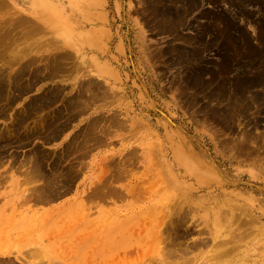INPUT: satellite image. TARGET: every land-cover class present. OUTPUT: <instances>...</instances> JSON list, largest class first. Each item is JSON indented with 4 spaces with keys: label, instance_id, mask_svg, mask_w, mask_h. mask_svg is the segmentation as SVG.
<instances>
[{
    "label": "rangeland",
    "instance_id": "obj_1",
    "mask_svg": "<svg viewBox=\"0 0 264 264\" xmlns=\"http://www.w3.org/2000/svg\"><path fill=\"white\" fill-rule=\"evenodd\" d=\"M3 2H6L5 6L8 8L4 7L3 11L0 7V28H3L2 31L0 30V37L7 32L9 34L8 29L12 31L10 35L13 34L12 27L15 23L12 22H15L14 18L19 14L28 18L30 25L39 24V27L42 25V29L38 30L42 32H32L33 34L29 33V35L24 30H20L16 35L19 40L15 37L12 39V43L18 42L9 45L12 49H0L3 51H1L3 56L0 57V71L5 68V77L21 75L25 80H34L35 76L39 78L37 74L40 78L47 76L45 80H42L43 78L37 80L31 86L33 88L36 85L33 90L31 88L32 92L29 90L24 92V95L21 94L16 104L9 107L6 118H0V130L9 132L10 140L18 143L16 135L11 131L14 115L20 113L22 106L31 102V99L36 101L37 97L47 94L58 86L60 92L54 93L58 95V100L56 98L55 103H51L53 106L45 110L49 114L52 110L61 109V106L65 109L68 102L78 93V89L80 90V85L84 82L89 83L90 79L100 82L104 87L102 90L108 89L106 90L108 96L104 92L106 97L103 95V98L92 102L86 113L78 114L64 132L57 134L58 137L55 138L56 134L51 132L53 127L50 125L46 128L48 131L50 128L49 132L42 130L43 136L40 131L38 136L30 139L31 142L29 140V144L6 148L4 165L0 169V260L2 262L14 259L16 264H23L19 259H27L25 247L31 242V238H27L26 235L28 237L36 235L34 236L36 240L45 241L54 238L55 234H50L51 232L48 231H40V234L34 232L33 235L32 231L26 228L30 222L49 224L58 222L56 224H72L71 234L74 235L65 234L66 236L63 237L73 239L78 237L73 242L83 239L79 243L89 238L95 250L87 248L82 253L91 256L88 264H108V262L109 264H117V262L118 264L123 262V264L130 262L150 264L155 253L154 244L158 243V238L154 234L159 228L155 227L163 223L165 228L163 225L161 228H164L162 232L165 234L170 226L168 234L172 226H175L172 224L175 220L173 223H183L182 228L191 229L185 238L181 234L185 233L183 229L179 231L180 233H175V230L172 232L173 239L175 234H179L178 241L180 244L183 243L181 246L183 250L190 248L186 250L187 254L184 253L187 255L184 259L192 258L191 264H205L217 237L214 230L220 223L225 225L228 222L224 212H219L218 217H213L214 211L211 210L213 213H210V201L224 202L228 199L231 200V202L228 200V203L238 205L257 219L255 229H258L257 232L254 230L256 233L254 239L258 244H249L251 246L244 254H252V251L258 248L264 250V241H262L264 240V0H3ZM8 3L10 4L7 5ZM53 22L54 25L58 22L57 25L62 30L66 29L64 30L66 35H58L59 33L55 32L57 25L54 27ZM45 25L51 29L49 30ZM52 29L55 30L50 32ZM91 30L96 31L93 32L98 36L96 38L99 39L98 44L97 40L94 42L93 33H88ZM65 36L71 40L70 43L62 38ZM51 40L53 42H49ZM44 41L52 46L49 43L46 46ZM54 44L57 47H54L56 46ZM23 46L24 48L27 46L24 52H22ZM56 48L66 50L67 54L73 53L74 59L83 58L84 55L86 57L95 55L104 65L105 71L102 72V68L96 70L94 67L75 70L73 67L76 66L69 65L72 64L73 59V61L66 60L71 70L52 73V69L48 70L45 66L50 62L48 56L58 52ZM17 51L21 57L15 55ZM28 51L31 53L29 54ZM26 52L27 54L24 55ZM101 52L104 54L102 55ZM7 62L9 65L6 66ZM26 65H28L27 69ZM19 71H22L21 73L26 77ZM72 71L77 73L71 74ZM32 72H35L34 75ZM53 74H57L58 77ZM86 95H90L89 92ZM93 119H102L97 126L100 128L104 125L103 130L91 127L90 130L88 126L94 121ZM41 120L43 121L38 117L35 122L26 123L20 134H25L31 128L34 130L31 129L30 132L38 130ZM244 133L251 135L247 136ZM91 134L96 137H89ZM40 136L44 138H39ZM47 137L51 139L48 140ZM70 140L72 143L77 142L76 145L74 144L77 149L73 144L71 145ZM85 142L89 144L85 146ZM246 142L252 146H246L245 153L241 154L236 147ZM68 148H71L72 152ZM33 154L34 156L40 154L39 158H42L40 173L41 176L44 173L43 180L26 174V169L32 166L28 159L32 158ZM47 182L50 184L52 182L51 185L54 187L58 185L61 187L57 189L58 198L54 196L55 199L52 197V200L37 201L33 196L36 186L41 183L46 185ZM29 197L36 201L29 200ZM194 204L209 206V209L206 212H197L196 208H200L195 207ZM173 205L178 207L177 210L172 208ZM132 216L138 218V225L135 226L134 231L132 230L133 236L131 235L134 241L127 242L126 248L119 249L118 241H125V238L128 241L130 235L116 232L110 236L108 230L113 229L116 224L132 220ZM176 219L181 222H177ZM169 220L172 221L171 224L168 223ZM166 221H168L167 227L166 223L164 224ZM86 225L89 227L88 231ZM92 226L94 228L91 229ZM135 230L139 237L136 236ZM227 231L232 236L238 237L241 228L234 226L226 228V233ZM257 234L260 237L256 236ZM155 238L153 242L152 239ZM186 245L187 248L184 247ZM240 251L237 250L235 253L240 255L243 250ZM75 252L77 251L57 252L62 255L59 259L58 257L52 259L51 256L48 259L46 257V260L42 258L44 261H51L52 264H66L68 255L75 257ZM253 252L257 254L256 251ZM51 254L47 253L48 256ZM39 256L37 255L38 259L34 260L41 263L42 259ZM79 259L73 258L72 264H80ZM34 260L32 258V261ZM53 260L55 261L52 262ZM83 262L87 264V260Z\"/></svg>",
    "mask_w": 264,
    "mask_h": 264
},
{
    "label": "bare ground",
    "instance_id": "obj_2",
    "mask_svg": "<svg viewBox=\"0 0 264 264\" xmlns=\"http://www.w3.org/2000/svg\"><path fill=\"white\" fill-rule=\"evenodd\" d=\"M9 2V1H8ZM98 2V1H97ZM42 3V2H41ZM5 4H6V2L4 3L3 2V0H0V7H1V9H3V11H4V7H5V9H7L8 7H6L5 6ZM10 3H8L7 5H9ZM46 4V3H45ZM41 6V5H40ZM40 8V7H39ZM47 8V7H46ZM0 9V10H1ZM10 10V9H9ZM15 12V11H14ZM42 13H44V12H42ZM17 14H19V13H16V15ZM12 15V14H11ZM50 15V14H49ZM97 15V14H96ZM100 15V14H99ZM35 16V15H34ZM45 16V15H44ZM101 16V15H100ZM105 16V15H104ZM103 16V17H104ZM4 17V16H3ZM12 17V16H11ZM10 17V18H11ZM99 17V16H98ZM49 18V17H48ZM100 18V17H99ZM14 20L15 19V22H12V20ZM10 20H11V22L14 24L15 23V25H13L14 27H12L11 26V24H10V26L13 28L12 30H13V34H11L10 35V32L12 33V31H10L11 29H8L9 30V34H8V32L6 33V34H1L2 36L0 37V49H2V50H5V49H7V48H11V47H9V45H12L13 43H15V42H18V41H13V43H12V39H13V37H15L16 39H17V37H16V35L17 34H19L20 33V30H24V32H26V33H31V34H33V33H35V32H39L38 30H40V29H42V25H41V27H39L40 25L39 24H34V25H30V24H28V18H26V17H23V16H20V14H19V16L18 17H15L14 19L13 18H11ZM102 19V18H101ZM2 20V19H1ZM34 20V19H33ZM44 20V19H43ZM57 20H58V18H57ZM103 20H104V18H103ZM30 21V20H29ZM9 22V21H8ZM34 22V21H33ZM50 22V21H49ZM70 22V21H69ZM58 23V22H57ZM57 23L55 24V25H57ZM86 23V22H85ZM6 25V24H5ZM52 25L55 27V25H54V22L52 23ZM63 25H65V24H63ZM74 25V24H73ZM92 25V24H91ZM44 26V25H43ZM46 26V28L48 27L47 25H45ZM61 26V25H60ZM68 26V25H67ZM67 26H66V28H67ZM82 26V25H81ZM94 26V25H93ZM10 27V28H11ZM62 27V26H61ZM69 27V26H68ZM83 27V26H82ZM31 28H32V30H31ZM46 28H44L45 30H47ZM53 28V27H52ZM14 29L15 30H17L16 32L14 31ZM48 29H49V27H48ZM51 29V28H50ZM49 29V30H50ZM93 29H94V27H93ZM107 29V28H106ZM0 30L2 31L3 30V28H0ZM44 30V31H45ZM49 30L47 31V32H49ZM55 30V29H54ZM53 29L50 31V32H52V31H54ZM64 30H66V29H64ZM64 30H62V28H60L59 27V25H57V27H56V30H55V32L57 31L59 34L58 35H61V36H64V35H66V34H64ZM111 30V29H110ZM0 31V32H1ZM6 31H7V29H6ZM43 31V32H44ZM67 31H69V30H67ZM92 31V32H91ZM91 31H88V33L89 34H92L93 33V36H95V40H94V42L97 40V44H98V41H99V39H96L98 36H96L95 34H94V32H96V31H94V30H91ZM94 31V32H93ZM99 31V30H98ZM5 32V31H4ZM4 32H2V33H4ZM33 32V33H32ZM42 32V30L39 32V33H41ZM26 33H25V35H26ZM23 34V33H22ZM30 35V34H29ZM49 35V34H48ZM103 35V34H102ZM21 36V35H20ZM44 36V35H43ZM46 36V35H45ZM93 36H91V38L93 37ZM104 36V35H103ZM22 37V36H21ZM20 37V38H21ZM27 37V36H26ZM33 37V36H32ZM47 37V36H46ZM54 37V36H53ZM23 38H25L24 36H23ZM30 38V37H29ZM34 38V37H33ZM32 38V39H33ZM62 38H64V40L66 41V42H68V43H70L71 42V40H69L68 39V37L67 36H65V37H62ZM70 38V37H69ZM100 38L102 39V37L100 36ZM22 39V38H21ZM27 39V38H26ZM46 39V38H45ZM44 39V40H45ZM87 39V38H86ZM89 39V38H88ZM87 39V40H88ZM17 40H19V39H17ZM49 40V39H48ZM63 40V41H64ZM76 40V39H75ZM87 40H85L86 42H87ZM11 41V42H10ZM27 41V40H26ZM46 41H47V39H46ZM61 41V40H60ZM91 41V40H90ZM89 41V42H90ZM22 42V41H21ZM49 42H53L52 40L51 41H49ZM48 42V43H49ZM74 42V41H73ZM88 42V43H89ZM101 42V41H100ZM48 43H45V41H44V44H46V46H47V44ZM55 43V42H54ZM57 43H59V41L57 42ZM56 43V44H57ZM93 43V42H92ZM102 43V42H101ZM104 43V42H103ZM43 44V43H42ZM50 44V43H49ZM53 44V43H52ZM56 44H54V45H56ZM90 44V43H89ZM96 44V45H97ZM14 45H16V44H14ZM29 45V44H28ZM62 45V44H61ZM78 45V44H77ZM91 45V44H90ZM95 45V44H94ZM3 46V47H2ZM36 46V45H35ZM45 45H43V47H44ZM49 46V45H48ZM50 46H52L51 44H50ZM102 46H104V44L102 45ZM27 46H25V48H26ZM41 47H42V45H41ZM54 47H57V45L56 46H54ZM83 47V46H82ZM87 47V46H86ZM89 47H92V46H89ZM97 47H98V45H97ZM23 48H24V46H23ZM22 48V52H24V50H25V48L23 49ZM39 47L37 46V49H38ZM51 48V47H50ZM96 48V46H94V49ZM12 49V48H11ZM10 49V50H11ZM54 49V48H53ZM56 49H58V52H53V54H51V55H49L47 58H48V61H50V62H48V64H46V68L49 70V68H51L52 69V73H55V72H68L69 70H71L70 68H69V66L67 65V62H66V60H70V61H73V59H74V57H73V53H72V55L70 54V53H66V50H63V49H60V48H56ZM80 49V48H79ZM91 49V48H90ZM98 50H100L99 48H97ZM1 50V51H2ZM9 50V49H8ZM8 50L6 51V52H8ZM14 50V49H13ZM26 50H27V48H26ZM55 50V49H54ZM81 50V49H80ZM0 51V57H2L3 56V51L1 52ZM20 52H21V49L19 50ZM31 51V50H30ZM33 51V50H32ZM37 51V50H36ZM78 51V49L76 50V52ZM86 51V50H85ZM18 52V51H17ZM15 52V55H20V57H21V54L18 52ZM29 52V51H28ZM42 52V51H41ZM68 52V51H67ZM70 52V51H69ZM76 52L74 51V54H76ZM84 52V51H83ZM31 52H29V54H30ZM39 53V52H38ZM43 53V52H42ZM100 53V52H99ZM102 53V55L104 54L103 52H101ZM108 53V52H107ZM4 54H5V52H4ZM11 54V53H10ZM24 54V53H23ZM22 54V55H23ZM27 54V52L24 54V55H26ZM79 54V53H78ZM77 54V55H78ZM9 55V54H8ZM14 55V56H15ZM81 55V54H80ZM100 55V54H99ZM14 56H11V57H14ZM75 56V55H74ZM82 56V55H81ZM88 56V55H87ZM10 57V56H9ZM45 57V56H44ZM44 57H42V58H44ZM45 57V58H46ZM77 57V56H76ZM4 58V57H3ZM18 58H19V56H18ZM40 58V57H39ZM46 58V59H47ZM12 59V58H11ZM15 59H16V57H15ZM14 59V60H15ZM20 59V58H19ZM35 59H37V58H35ZM45 59V60H46ZM1 60H3V59H1ZM16 60H18V59H16ZM15 60V61H16ZM32 60H34V59H32ZM31 60V61H32ZM42 60V59H41ZM41 60H40V62H41ZM13 61V60H12ZM28 61V60H27ZM17 62V61H16ZM36 62H38V60H36ZM4 63V62H3ZM11 63V62H10ZM26 63H28V62H26ZM32 63H33V61H32ZM44 63V62H43ZM78 63V64H77ZM22 64H24L23 62H22ZM29 64H30V61H29ZM36 64V63H35ZM69 64V63H68ZM7 65H9V62H7V64H6V66ZM10 65H12V64H10ZM34 65V64H33ZM70 65V67L71 66H76V67H73L75 70H80L81 68H85L86 70L88 69V68H90L91 67V69H92V67H94V69H96V70H100L101 68H102V72H103V70L105 71V68H104V65H102V63L98 60V58H96V56L95 55H90V56H88V57H86L85 55H84V57L82 58H75L74 59V61L72 62V64L70 63L69 64ZM92 65V66H91ZM1 66V65H0ZM27 66L28 65H26V69H27ZM36 66V65H35ZM35 66H34V68H35ZM39 66V65H38ZM5 67V66H4ZM41 67H42V64H41ZM21 68V67H20ZM20 68H19V70H20ZM43 68V67H42ZM72 68V69H73ZM22 69H23V67H22ZM33 69V68H32ZM38 69H39V67H38ZM50 69V70H51ZM5 68L3 69V70H1L0 71V118H6L7 117V112H8V109H9V107L10 106H12V105H14V104H16V102L18 101V99L21 97V94H23L24 92H26V91H28L29 92V90L31 91V86H33L35 83H36V81L37 80H39L40 81V79H42V80H45L44 78L45 77H47V76H45V77H42V78H40V76H39V74H37L38 75V77L39 78H36V76H35V79L34 80H25V79H23L22 77H21V75H16V77H14V76H10V77H8V76H6L5 77V75H4V72H5ZM8 70V69H7ZM29 70V69H28ZM46 70V69H45ZM18 71V70H17ZM23 72H24V70H22ZM21 71V72H22ZM30 71V70H29ZM41 71H43V70H41ZM84 71V70H83ZM16 72V71H15ZM20 71H19V73H21ZM36 72V71H35ZM34 72V73H35ZM38 72H40V71H38ZM76 73H77V71H75ZM75 72H73L72 71V73L71 74H73V73H75ZM101 72V71H100ZM101 72V73H102ZM28 73V72H27ZM26 73V74H27ZM34 73L32 72V74L34 75ZM43 73V72H42ZM80 73V72H79ZM95 73V72H94ZM8 74V73H7ZM22 74V73H21ZM41 74V73H40ZM47 74H48V72H47ZM58 74V73H57ZM57 74H55L56 76H57ZM60 74V73H59ZM11 75V74H10ZM24 74H22V76H23ZM33 75H31V76H33ZM36 75V74H35ZM46 75V74H45ZM50 75H51V77H52V74L50 73ZM50 75H48V76H50ZM54 75V74H53ZM54 75V76H55ZM62 75V74H61ZM70 75V74H69ZM89 75V74H88ZM25 77H26V75H24ZM29 76H30V74H29ZM63 76V75H62ZM91 76V75H90ZM58 77V76H57ZM102 77V76H101ZM72 78V77H71ZM29 79V78H28ZM30 79H32L31 77H30ZM50 78H48V80H49ZM67 79V78H66ZM65 79V80H66ZM97 79V78H96ZM64 80V81H65ZM91 81L89 82V83H86V82H84V84H81L80 85V90L78 89V93L76 94V96L73 98V99H71V101L70 102H68V104H67V107L65 108V109H62V106H61V109H55L54 111L52 110V112L49 114L48 112H46L45 110L46 109H48V107L49 106H51L52 104H53V102L55 103V100H56V98L58 97V95L57 94H54V93H59L60 92V89L57 87V88H55V89H52L50 92H48L47 94H43V96H39V97H37L38 98V100L36 99V101H33V99H31L32 101L31 102H27V103H25L22 107V110L20 111V113L18 112V113H16V115H14V117H15V119H14V122L12 123V132L14 133V135H16L15 136V138L17 139V142L18 143H16L15 141H12V140H10L9 139V136H8V133H5V132H3L2 130H0V169H1V166L2 165H4V161H3V159H5L4 158V154L6 153L5 151H7L6 150V148L7 147H12V146H14V145H16V147H17V145H24V144H29L28 142H29V140L31 139V138H33V137H36V136H38L39 134H40V131H41V134L43 135V133H42V130L44 131V130H47L46 128L48 127V126H50V125H52V129H51V132L52 133H54V134H56V135H54L55 136V138H56V136H57V134L58 135H60V133H62V132H64L65 131V128L70 124V123H72V121L76 118V116L78 115V114H80L81 115V113L82 112H85V111H87V109L89 108V106H90V104L92 103V102H94L95 100L97 101V99H101V98H103L104 96L106 97V93H107V96H108V92L106 91V90H108V89H106L105 88V91L104 90H102V88L104 89V87L101 85V83L99 84V83H97L96 81H92V79H90ZM49 81H51V80H49ZM86 81V80H85ZM40 83V82H39ZM36 86V85H35ZM35 86L33 87V88H35ZM56 87V86H55ZM33 88H32V90H33ZM62 91V90H61ZM27 92V93H28ZM32 92V91H31ZM47 92V91H46ZM45 92V93H46ZM76 92V91H75ZM87 92H89V94L90 95H86L87 94ZM104 92H106V93H104ZM242 92H243V90H242ZM100 93H102V94H100ZM235 94H236V92H235ZM24 95V94H23ZM67 95V94H66ZM104 95V96H103ZM35 96V95H34ZM38 96V95H37ZM110 96V95H109ZM59 98V97H58ZM58 98H57V100H58ZM111 98V97H110ZM69 99V98H68ZM68 99H66L67 101H68ZM95 101V102H96ZM99 102V101H98ZM52 103V104H51ZM65 103H67V102H65ZM53 106V105H52ZM19 108V107H18ZM60 108V107H59ZM90 109H91V107H90ZM68 110V111H67ZM244 111V110H243ZM50 112V111H49ZM66 112H69V113H66ZM239 112H241V111H239ZM86 113V112H85ZM244 113V112H243ZM242 113V114H243ZM10 115V114H9ZM47 115V116H46ZM67 115V116H66ZM6 116V117H5ZM11 116V115H10ZM9 116V117H10ZM244 116V115H243ZM42 118L43 119V121H42V123H41V126H40V128L38 129V130H36L35 129V131H32V132H30L31 131V129H29L30 131H28V132H26L25 134H20V130L22 129V127L23 126H25V124L26 123H28L29 121H34L36 118ZM45 117V118H44ZM65 117V118H64ZM66 119V120H64V119ZM78 118V117H77ZM96 118V117H95ZM100 118V117H99ZM63 120V121H62ZM94 120V119H93ZM100 120H102V119H97V120H94L93 122H90V126H88L89 128L91 127V128H98V129H102L103 128V126L102 127H98L97 126V124H100L99 123V121ZM104 121V120H103ZM107 121V120H106ZM35 122V121H34ZM101 122V121H100ZM111 122V121H110ZM103 123V122H102ZM113 123V122H112ZM104 124H105V122H104ZM107 125V124H106ZM111 125V124H110ZM97 126V127H96ZM138 126V125H137ZM5 128V127H4ZM3 128V129H4ZM9 128H11V127H9ZM91 128H90V130H91ZM27 129H28V127H27ZM49 129V131H50V128H48ZM67 129V128H66ZM105 129V128H104ZM32 130H34V129H32ZM87 130H89V129H87ZM93 130H95L96 131V129H93ZM103 130V129H102ZM48 131V130H47ZM48 131V132H49ZM46 132V131H45ZM50 132V133H51ZM87 132V131H86ZM98 132H100V131H98ZM106 132V131H105ZM22 133V132H21ZM49 133V134H50ZM91 133V132H90ZM97 133V132H96ZM100 133H104V131H101ZM7 134V135H6ZM46 134H48L47 132H46ZM80 134V133H79ZM245 135H247L248 136V134L249 135H251V133H244ZM243 134V135H244ZM13 135V136H14ZM84 135V134H83ZM89 135V134H88ZM92 135V134H91ZM89 136V137H96V136ZM94 135H95V133H94ZM244 135V136H245ZM12 136V137H13ZM44 136V135H43ZM43 136H40L39 138H44ZM50 137V136H49ZM51 137H52V135H51ZM58 137V136H57ZM60 137V136H59ZM77 137H78V135H77ZM76 137V138H77ZM82 137V136H81ZM88 137V136H87ZM87 137H85L86 139H87ZM251 137V136H250ZM38 138V137H37ZM45 138H46V135H45ZM76 138H74L75 140H76ZM84 138V137H83ZM264 138V137H263ZM47 139H48V137H47ZM51 139V138H50ZM50 139H48V140H50ZM78 139V138H77ZM90 139V138H89ZM94 139V138H93ZM46 140V139H45ZM264 140V139H263ZM32 140H30V142H31ZM71 141V140H70ZM69 141V142H70ZM78 141V140H77ZM85 141V140H84ZM90 141V140H89ZM95 141V140H94ZM99 142V141H98ZM75 143H77L76 141H75ZM75 143H72V141H71V145L73 144V146H74V148H78V147H76L75 145ZM81 142H78V144H80ZM94 143V142H93ZM248 142H246V143H241L240 145H237V147L236 148H238L240 151H241V154L242 153H245V151H246V146H252V144H247ZM261 143V142H260ZM75 144V145H74ZM83 144V143H82ZM87 144H89V142H87ZM86 144V142H85V146L87 145ZM95 144V143H94ZM69 146H70V144H69ZM72 146V147H73ZM84 146V145H83ZM89 146V145H88ZM79 147H80V145H79ZM82 147V146H81ZM15 148V147H14ZM23 148H24V146H23ZM73 148V149H74ZM85 149H86V147H84ZM9 149V148H8ZM69 150L71 149V148H68ZM72 150V149H71ZM70 150V151H71ZM264 150V149H263ZM37 151V150H36ZM35 152V151H34ZM72 152V151H71ZM82 152H84V151H82ZM36 153V152H35ZM67 153H68V151H67ZM191 154V153H190ZM39 155V156H38ZM38 155H36V156H34V154H33V157L31 158H29L28 160L30 161V163L32 164V166H30L28 169H26L27 171V175H29V176H31V177H33V178H36V179H40V180H43L44 178H43V174H42V176H41V173H40V169H41V166H42V162H41V159L39 158L40 157V154H38ZM42 155V154H41ZM48 155V154H47ZM42 156H44V154L42 155ZM50 156V155H49ZM189 157V156H188ZM15 158V157H14ZM45 159V158H44ZM14 160V159H13ZM14 161H16V160H14ZM13 161V162H14ZM26 162H27V160H26ZM25 164V163H24ZM175 164V163H174ZM23 165V164H22ZM9 166H10V164H9ZM26 166V165H25ZM3 167V166H2ZM11 168V167H10ZM174 168V167H173ZM216 168V167H215ZM217 169V168H216ZM8 170V169H7ZM62 171V170H61ZM60 171V172H61ZM172 171V170H171ZM73 172V171H72ZM184 172H186V171H184ZM74 173V172H73ZM71 174V173H70ZM173 174V173H172ZM56 176V175H55ZM67 176V175H66ZM65 176V177H66ZM71 176V175H70ZM73 176V175H72ZM27 177V176H26ZM64 177V178H65ZM33 178H28V179H33ZM53 178V177H52ZM68 178V177H67ZM173 178V177H172ZM184 178V177H183ZM5 179V178H4ZM35 179V180H36ZM51 179V178H50ZM57 179V178H56ZM61 179V178H60ZM71 179H72V177H71ZM70 179V180H71ZM3 181V180H2ZM31 181V180H30ZM46 181V180H45ZM55 181V180H54ZM66 181V180H65ZM197 181V180H196ZM20 182V181H19ZM41 182V181H40ZM44 182V181H43ZM72 182V181H71ZM15 183V182H14ZM31 183V182H30ZM30 183H28V184H30ZM36 183V182H35ZM57 183V182H56ZM182 183V182H181ZM51 184H52V182H51ZM50 183H46V185L45 184H43V183H41V184H39L38 186H36L37 188H36V190H35V186H34V190H35V192L37 193L36 195L38 196H36L35 195V192H34V194H33V196H35L36 198H37V201H44V200H46V199H51L52 197H56V198H58V196H59V190H57V189H59V188H61V187H59V185H58V187H54L53 185H51ZM203 184V183H202ZM201 185V184H200ZM64 186V185H63ZM17 187V186H16ZM31 188V187H30ZM180 188V187H179ZM31 189H33V188H31ZM62 189H63V187H62ZM34 190H31V191H34ZM62 191V190H61ZM66 191V190H65ZM27 192H28V190H27ZM29 193H30V191H29ZM97 193V192H96ZM95 193V194H96ZM99 193V192H98ZM104 193V192H103ZM156 193V192H155ZM60 194H62L61 192H60ZM152 194V193H151ZM31 195V194H30ZM57 195V196H56ZM63 195V194H62ZM170 195V194H169ZM176 195H177V193H176ZM29 195L27 194V197H28ZM32 196V197H33ZM31 197V196H30ZM29 197V200L31 199ZM55 197L53 198V199H55ZM166 197V196H165ZM205 198V197H204ZM203 198V199H204ZM215 198H217V197H215ZM181 199V198H180ZM207 200H208V198H206ZM29 200H27V201H29ZM32 201L34 200V201H36V199H31ZM52 200V199H51ZM170 200V199H169ZM207 200H206V202H207ZM230 202H231V200L230 199H228ZM227 200V201H228ZM210 201V200H209ZM226 200L224 201V202H220L219 200H214V201H210L211 202V204H209V206H210V211L211 210H213L214 211V218L215 217H218V214H219V212H224V215H226V217H227V219H226V221H228L225 225L223 224V223H220L217 227H216V229L214 230V227H213V229L212 230H214V231H216V238L214 239V245L212 246V250H211V253H208V255H207V257H206V262H205V264L208 262V264H264V250L263 249H260V248H258V250H256V249H254L253 251H256L257 252V254L255 255V253L252 251V254H248V253H246V254H244L245 253V251H246V249L247 248H249V246H251V245H249V244H258V242L254 239L255 238V234L256 233H254V230H256V232H257V229H255V224L257 223V219H256V217H254V216H252V215H250L249 213H247L246 211H245V209H243V208H240V207H238V205L236 206V205H234L233 203H228ZM169 202V201H168ZM164 203H166V202H164ZM163 203V204H164ZM181 203V202H180ZM179 203V204H180ZM195 204H197L196 202H195ZM194 204V206L195 207H199L200 209H198V208H196V211L198 212V211H204V212H206V211H208V207H202L201 205H198V206H196ZM231 204V205H230ZM161 205V204H160ZM175 205V204H174ZM174 205H173V207L172 208H176V207H174ZM181 205V204H180ZM180 205H178L179 207H180ZM170 206V205H169ZM213 206V207H212ZM187 207V206H186ZM147 208V207H146ZM171 208V209H172ZM178 208V207H177ZM177 208H176V210H177ZM213 208V209H212ZM86 209V208H85ZM30 211V210H29ZM86 211V210H85ZM191 211V213H192V210H190ZM182 212H183V210H182ZM66 213V212H65ZM129 213V212H128ZM141 213V212H140ZM185 213V212H184ZM188 213H189V210H188ZM190 213V214H191ZM210 213H213L212 211L210 212ZM138 214H139V212H138ZM182 214V213H181ZM199 214V213H198ZM30 215V214H29ZM29 215L27 216V217H29ZM65 215H67V214H65ZM88 215V214H87ZM136 215V214H135ZM184 215V214H183ZM200 215V214H199ZM36 216H37V213H36ZM35 216V217H36ZM39 216V215H38ZM137 216V215H136ZM151 216V215H150ZM153 216V215H152ZM185 216H188V215H185ZM210 217H209V219L211 218V214L209 215ZM20 217V216H19ZM26 217V218H27ZM133 217V216H132ZM142 217V216H141ZM182 217V216H181ZM183 218V217H182ZM185 218H188V217H185ZM184 218V219H185ZM35 219V218H34ZM75 219V218H74ZM138 219V218H137ZM137 219H136V217H133V219L131 220V219H129V220H127L126 222H121L120 224H116L115 226H113L114 228L112 229H109L108 231L110 232V236L113 234V233H121V232H123L126 236L127 235H130L129 237H128V241L126 240V238H125V241H118V243H117V241L115 242V244L117 243V248H119V249H123V248H126L127 247V242H129V243H131V242H133L132 241V237H131V235L133 236V229H136V227H137V223H138V221H137ZM161 219V218H160ZM189 219V218H188ZM197 219V218H196ZM212 219V218H211ZM210 219V220H211ZM38 220V219H37ZM37 220H35V221H37ZM259 220V219H258ZM26 221V220H25ZM47 221V220H46ZM69 221H70V219H69ZM162 221H164V220H162ZM171 220H169V222L168 221H166V222H164V224L166 223V227H167V222L168 223H170L171 224V222H170ZM176 221H177V219H176ZM187 221V220H186ZM14 222H16V221H14ZM66 223H67V221H65ZM173 222H175V220L173 221ZM172 222V224H175V226L178 224H176V223H173ZM177 222H181L180 220H178ZM211 222H212V220L210 221V225H211ZM56 223H58V222H55V223H34V222H30L29 223V225H28V227H26L27 228V230H29V231H32V234L34 233V232H37L38 234H40L41 232H45V231H48V232H51L50 234H55V236H54V238H52V239H50V234H49V241H45V240H36L35 239V237L34 236H36V235H34L33 237L32 236H27L26 235V237L27 238H31V242H30V244H28L24 249H25V251H26V257H27V259H24L23 257H24V255H22L23 257H21V258H23V259H19L20 260V262L21 261H23V264H52L51 263V261L49 262V261H44V260H46V257H47V259L48 258H50V256L52 257V259H53V257H58V259L59 258H62V255L60 254H58L57 252H62V251H65V250H67V251H77V252H75L76 253V255H75V257L76 258H80L79 259V263L80 264H85L83 261H85V260H87V264H88V260L91 258V256L90 255H88V254H86V255H82V253L84 252V251H86V249L87 248H91V249H93V250H95L94 249V246L91 244V242H89L90 240H89V238H87V239H84V241H82L81 243H79L81 240H83V239H80V241L78 242H73L74 240H77L78 239V237H76V239H73V238H67V237H63V236H66L65 234H68V236H72V235H74V234H71V230H72V224H65V223H62V224H56ZM61 223V222H60ZM74 223V222H73ZM77 223V222H76ZM186 222H184V224H185ZM160 224H162L163 225V223H160ZM183 224V223H182ZM182 224H178L177 225V227L175 228V226L173 225L172 226V228L170 229L171 231L167 234V232L169 231V227L170 226H168V230H167V232L164 234L163 232H162V230L165 228V226H164V228H161L162 227V225H160V226H157V227H155V228H159V229H157L158 230V232L156 233V234H154L155 235V237L156 238H158L157 239V244L155 245L154 244V254H153V258L151 259V263L150 264H189L190 262H192L193 260H192V258H186V259H184V257L185 256H187V255H184V253H186L187 254V252H186V250H188V249H190V248H188V249H185V250H183L184 248L183 247H181V246H183V243L182 244H180L179 243V241H178V235L179 234H175V236H174V239H173V237H172V232L175 230V233H180L179 231H181L182 229H183V231L185 232L184 234L183 233H181L182 235H183V237L185 238V236H188V234L191 232L190 230L191 229H187L186 227H184V228H182L183 226H181ZM188 224V223H187ZM92 225V224H91ZM157 225H158V223H157ZM169 225V224H168ZM101 226H104V225H101ZM100 226V227H101ZM136 226V227H135ZM141 226V225H140ZM190 226V225H189ZM236 227V226H240V228H241V233L238 235V237H234V236H232L228 231V233H226V228H233V227ZM258 226V225H257ZM259 226H261V225H259ZM135 227V228H134ZM139 227V226H138ZM142 227V226H141ZM140 227V228H141ZM179 227V228H178ZM195 227H197L196 225H195ZM221 227V228H220ZM75 228V227H74ZM73 228V229H74ZM92 228H94L93 226L91 227V229ZM155 228H153V229H155ZM181 228V229H180ZM186 228V229H185ZM189 228V227H188ZM191 228V227H190ZM204 228L206 229V227L204 226ZM83 229H84V227H83ZM185 229V230H184ZM260 229V228H259ZM26 230V231H27ZM89 230V227H87V225H86V231H88ZM133 230V231H132ZM138 230V229H137ZM137 230H135V233L137 232ZM143 230V229H142ZM193 230V229H192ZM261 230V229H260ZM41 231V232H40ZM145 231V230H144ZM182 231V232H183ZM214 231H212L213 233H214ZM220 231V232H219ZM65 232H70V233H65ZM80 232V231H79ZM91 232V231H90ZM90 232H88V233H90ZM127 232H129V234H127ZM140 232V231H139ZM143 232V231H142ZM153 232H154V230H153ZM165 232V231H164ZM264 232V231H263ZM36 233V234H37ZM200 233V232H199ZM204 233V232H203ZM219 233H221V234H219ZM22 234H23V232H22ZM30 234H31V232H30ZM79 234V233H78ZM153 234V233H152ZM262 234V233H261ZM24 235V234H23ZM29 235V234H28ZM77 235V234H76ZM158 235V236H157ZM165 235H167V237L165 236ZM222 237H221V236ZM264 235V234H263ZM262 235V236H263ZM62 236V238H60ZM81 236V235H80ZM136 236H138L139 237V235H137V233H136ZM141 236V235H140ZM181 236V235H180ZM252 236H253V238H252ZM256 236H258V234L256 235ZM24 237V236H23ZM25 237V238H26ZM135 237V236H134ZM183 237H182V239H183ZM258 237H260V236H258ZM156 238L155 239H152L153 240V242H155V240H156ZM236 238H237V240H236ZM135 239H137V237L135 238ZM181 239V238H180ZM250 239H252V240H250ZM258 239V238H257ZM25 240V239H24ZM173 240H174V242L176 243H174L173 242ZM203 240V239H202ZM260 240V239H259ZM18 241V240H17ZM21 241V240H20ZM28 241V240H27ZM100 241V240H99ZM137 241V240H136ZM144 241V240H143ZM188 241H190V240H188ZM187 241V242H188ZM262 241H264V240H262ZM26 242V241H25ZM29 242V241H28ZM27 242V243H28ZM183 242H185L184 240H183ZM201 242V245H203L202 243V241H200ZM260 242V241H259ZM20 243V242H19ZM141 243V242H140ZM198 243V242H197ZM206 243V242H205ZM208 243V242H207ZM206 243V244H207ZM188 244V243H187ZM210 244V243H209ZM264 244V243H263ZM17 245H18V243H17ZM170 245H172V247L170 248ZM200 245V244H199ZM139 246V245H138ZM140 246H141V244H140ZM187 246L188 245H186V246H184L185 248H187ZM198 246V245H197ZM206 246V245H205ZM211 246V245H210ZM142 247V246H141ZM152 247V246H151ZM201 248V247H200ZM253 248V247H252ZM262 248V247H261ZM13 249V248H12ZM240 249H242L243 251H242V253H240V255L238 254V253H235L237 250L238 251H240ZM3 252V251H2ZM14 252V251H13ZM190 252V251H189ZM188 252V253H189ZM241 252V251H240ZM47 253H52L51 255H47ZM90 253V252H89ZM5 254V253H4ZM74 254V253H73ZM37 255H40L39 256V258L41 257V259L42 260H40L41 261V263L39 262H36L37 260H34L35 258L36 259H38V257H37ZM66 257H67V255H65ZM132 256V255H131ZM135 256V255H134ZM139 256V255H138ZM150 256V255H149ZM190 256V255H189ZM45 258L44 260H43V258ZM69 257V258H68ZM68 262L66 263V264H72V262H73V258H75L73 255H68ZM129 257V256H128ZM136 257V256H135ZM134 257V258H135ZM29 258V259H28ZM32 258H33V260L35 261H32ZM124 258H125V256H124ZM130 258V257H129ZM128 258V259H129ZM147 258H149L148 257V255H147ZM204 258V257H203ZM31 259V260H30ZM57 259V258H56ZM66 259V258H65ZM123 259V258H122ZM126 259V258H125ZM136 259V258H135ZM134 259V260H135ZM140 259V258H139ZM194 259V258H193ZM14 260V259H13ZM13 260H9V261H5V262H2L1 260H0V264H16V262L15 261H13ZM67 260V259H66ZM108 260H110V257H109V259ZM121 260V259H120ZM124 260V259H123ZM130 260V259H129ZM55 260H53L52 262H54ZM132 261V260H131ZM61 262V261H60ZM63 262V261H62ZM91 262V261H90ZM102 262H104V261H102ZM101 262V263H102ZM106 262V261H105ZM135 262H136V260H135ZM141 262V261H140ZM144 262V261H143ZM261 262V263H260ZM55 263H57V261L55 262ZM119 263H122V262H119ZM124 263V262H123ZM122 263V264H123ZM147 263V262H146ZM20 264V263H19ZM108 264H109V262H108ZM117 264H118V262H117ZM130 264H131V262H130ZM191 264V263H190Z\"/></svg>",
    "mask_w": 264,
    "mask_h": 264
}]
</instances>
